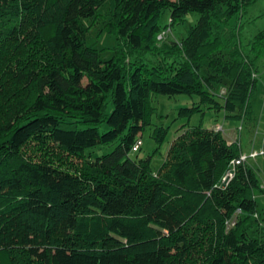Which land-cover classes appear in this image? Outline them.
<instances>
[{"label":"trees","instance_id":"obj_1","mask_svg":"<svg viewBox=\"0 0 264 264\" xmlns=\"http://www.w3.org/2000/svg\"><path fill=\"white\" fill-rule=\"evenodd\" d=\"M255 2L0 0V100H8L0 108V250L14 252L11 264H186L194 246L199 264H264V240L248 232L261 224L256 170L243 162L222 186L239 147L189 124L202 107L226 121L256 119L252 74L261 72L264 28L245 43L236 29ZM104 3L102 28L117 38L106 60L86 44L84 23ZM189 12L198 18L181 40L157 38ZM155 93L198 101L179 109L189 127L153 171V155L139 158L141 144L133 147ZM165 136L154 130L157 148ZM46 146L82 161L61 166ZM102 146L112 148L96 154Z\"/></svg>","mask_w":264,"mask_h":264},{"label":"rangeland","instance_id":"obj_2","mask_svg":"<svg viewBox=\"0 0 264 264\" xmlns=\"http://www.w3.org/2000/svg\"><path fill=\"white\" fill-rule=\"evenodd\" d=\"M98 12L99 14L93 21H91L90 19L84 20V23L86 25H89L88 33L85 37V42L87 45L96 48L98 50L100 58L102 60H106L113 56L114 48L117 46V38L115 34L108 32L102 28V25L108 20L106 3L98 7ZM169 17L170 12L169 9L166 8L164 9L159 21L160 26L167 24L169 21ZM197 18V12L186 13L185 15H183L182 20H179L177 23H175L171 29L170 26H168L166 30L159 32L157 38L181 40V37L187 34L190 27L194 26ZM236 24V29H239V33L241 31L240 37L242 43L247 42V39H249L255 32H257L261 28H264V0H256L253 5L248 7L243 16L239 20H237ZM259 63L260 64L258 65L260 66L259 68L261 72H254L252 74L254 78H258L255 93L251 99L256 119L253 118V120H250L249 122L245 120L240 123L226 121L223 118L222 112L215 110L213 111L212 109L202 107L201 111L194 113L190 117L189 124L196 125L202 123L204 127H210L216 130H220L222 136L227 140L228 143L235 142L237 144L240 149V153H249L253 149L264 147V67L262 68L264 60H259ZM6 83L7 82H5V85ZM223 91H225L224 86H219L216 90V92L220 94L223 93ZM5 94L6 93H4V95ZM6 98L7 97L3 96L2 100H0V108L2 107V105H6V103H8V100ZM152 101L156 107V110L150 116V123L144 126L143 130L138 136V138L141 139L142 143L139 151L137 152V156L139 158H143L148 154H152L153 157L151 159V167L153 171H156L162 164L172 139L175 137V135H178L189 127V125L185 123L187 122V118L185 116L180 117L178 115L179 109L181 107L193 106L197 104L198 97L195 95L190 96L186 94L167 96L164 94L155 93L152 94ZM159 127H164L166 129V136L163 142L157 148L158 144L152 137V133L156 128ZM105 128V125L101 126V129ZM251 145L256 146H254V148L250 150L246 149ZM36 146L44 147L40 142L34 145V147ZM46 148L53 154L51 156H46V158H49L55 163L66 168L76 170L75 167L79 166L82 161L81 156L69 155L66 152H62L58 148L53 146H46ZM111 148V146H102L93 150H95L96 154H102L109 151ZM26 155L31 156L35 159H40V157H44L45 152L43 150L42 152L27 150ZM245 162H247V164H249L256 170L260 178L261 188V185H264V156L249 158ZM227 174L228 173H226V175L224 174L225 177L227 176ZM222 178L220 184H222L223 182ZM261 189L263 190V192L259 191L255 194L256 212L254 213V215L256 216L254 217L258 218V221L261 222V224L257 225L254 221V226L252 225V227L248 229V232L250 235L262 238L264 240V188ZM236 219L237 217L233 216L230 220V224H226L227 228L231 227V221L235 223V221H237ZM199 251L200 246H194L193 248H191V252L186 264H199L201 259V254ZM13 254L14 252L12 254H8L4 250H0V264H11L9 258Z\"/></svg>","mask_w":264,"mask_h":264},{"label":"built area","instance_id":"obj_3","mask_svg":"<svg viewBox=\"0 0 264 264\" xmlns=\"http://www.w3.org/2000/svg\"><path fill=\"white\" fill-rule=\"evenodd\" d=\"M140 144H141V141L138 140L136 142V144L134 145L133 150H136L139 147ZM258 156H264V147L259 148V149H253L249 153H240V155L238 157L232 159L230 161L229 170L226 171V173H228V174H227L226 177H225L226 173L223 176V178H222V181L223 182H222L221 185L222 186H225L228 183V181L234 176L235 168H236L237 165L245 162L249 158H255V157H258ZM261 188H264V185L263 184L261 185ZM237 212H239V209L237 210ZM232 223L233 222H231V224Z\"/></svg>","mask_w":264,"mask_h":264},{"label":"crops","instance_id":"obj_4","mask_svg":"<svg viewBox=\"0 0 264 264\" xmlns=\"http://www.w3.org/2000/svg\"><path fill=\"white\" fill-rule=\"evenodd\" d=\"M263 138H264V134H263ZM263 142H264V139H263ZM263 144V143H262ZM254 146H256V145H251V146H249L248 148H246V149H248V150H250V149H253L254 148ZM244 150V149H243ZM247 152V151H246Z\"/></svg>","mask_w":264,"mask_h":264}]
</instances>
